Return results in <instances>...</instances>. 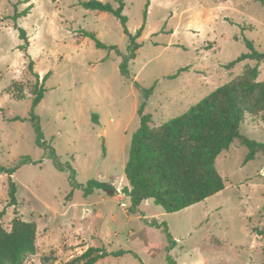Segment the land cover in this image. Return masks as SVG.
Instances as JSON below:
<instances>
[{"label": "rangeland", "instance_id": "374dc122", "mask_svg": "<svg viewBox=\"0 0 264 264\" xmlns=\"http://www.w3.org/2000/svg\"><path fill=\"white\" fill-rule=\"evenodd\" d=\"M0 0V165H23L13 175L17 205L9 206L7 176L0 174V223L7 231L15 217L37 227L36 253L25 264H63L89 247L123 250L96 264H264V154L246 161L248 149L235 140L215 161L223 191L177 213L152 201L134 211L122 189L132 136L139 128L142 89L153 88L144 114L159 126L186 113L214 90L257 67L264 81V61H236L249 50L264 53V0H123L126 29H142L136 57L128 63L131 79L119 65L129 38L112 14L87 10L90 0ZM117 8L115 0H101ZM31 6L15 22V12ZM15 25L28 37L43 99L34 109L43 134L36 144L30 121L36 79ZM92 33L115 51L98 49L84 36ZM174 78H170L174 76ZM240 135L264 144V114L247 117ZM69 162L76 180L107 183L85 196L59 171L49 154ZM165 222L175 247L147 222Z\"/></svg>", "mask_w": 264, "mask_h": 264}, {"label": "trees", "instance_id": "16d2710c", "mask_svg": "<svg viewBox=\"0 0 264 264\" xmlns=\"http://www.w3.org/2000/svg\"><path fill=\"white\" fill-rule=\"evenodd\" d=\"M117 8L101 0H90L82 4L87 10L114 15L124 28V34L129 38L127 54L119 65L121 76L131 79L133 76L128 68V63L136 57L140 45L137 43L141 35L140 28L136 34L131 35L126 29L127 18L123 15V0H115ZM30 0H24L28 3ZM31 6L18 13L12 19L16 22L21 17L29 14ZM19 32V39L23 42L19 50L28 57V71L37 80L33 90L32 115L30 121L36 130V144L41 145L43 134L33 111L44 97V84L49 77L46 74L41 83L39 75L33 70V61L27 55L29 40L26 32L15 25ZM95 41L98 49L115 51L114 46H106L99 42L92 33H85ZM249 50L226 68H232L243 60L264 61V53L255 50L250 41H245ZM171 76L170 78H174ZM257 67H246L243 73L231 81L220 86L200 103L192 106L186 113L167 121L159 126H150L151 116L144 114L147 99L151 96L153 88L142 89L145 101L138 109L139 128L132 136L128 149L127 160L124 167L125 178L128 186L122 193L129 198L134 211L141 203L152 201L160 206L165 213L180 212L199 204L216 195L225 188V182L215 167L216 158L229 149L235 140H239L247 147L246 161L253 160L257 153L264 154V144L251 141L240 135V127L247 117L258 118L264 114V81L259 82ZM49 154L55 167L59 171L69 173V182L75 189H82L85 196L97 190H104L107 183L90 180L82 186L76 180V171L69 162L62 163L52 148ZM34 163L28 157H22L11 167L0 165V174L7 176L8 205H17V186L13 175L23 165ZM148 226L161 230L168 242V250L175 247L167 224L155 219L147 222ZM253 232L264 239V227L255 228ZM37 227L34 222H25L15 217L7 231L0 223V264H25V259L36 253ZM126 252L123 250L108 252L104 248L89 247L80 255L73 257L63 264H96L107 257H120ZM168 264L176 262L168 255Z\"/></svg>", "mask_w": 264, "mask_h": 264}, {"label": "crops", "instance_id": "0c3cea01", "mask_svg": "<svg viewBox=\"0 0 264 264\" xmlns=\"http://www.w3.org/2000/svg\"><path fill=\"white\" fill-rule=\"evenodd\" d=\"M129 199V198H128Z\"/></svg>", "mask_w": 264, "mask_h": 264}]
</instances>
